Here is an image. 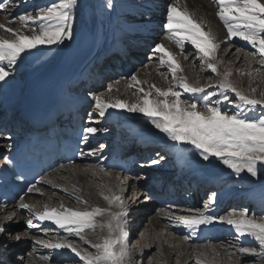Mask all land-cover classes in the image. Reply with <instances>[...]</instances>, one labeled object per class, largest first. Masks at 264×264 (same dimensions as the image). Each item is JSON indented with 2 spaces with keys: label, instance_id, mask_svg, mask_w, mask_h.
Masks as SVG:
<instances>
[{
  "label": "snow or ice",
  "instance_id": "snow-or-ice-1",
  "mask_svg": "<svg viewBox=\"0 0 264 264\" xmlns=\"http://www.w3.org/2000/svg\"><path fill=\"white\" fill-rule=\"evenodd\" d=\"M213 2L218 8L216 15L227 32L224 41H221L210 27L206 30L204 22L186 6H180V0H175L167 7L166 23L163 25L167 33L165 39L173 42L180 51L175 53L163 43L157 44L154 51L163 54L159 57L160 64L167 65L172 80L176 81L174 86L162 89L155 84H149L145 89L143 85L147 82L132 75L131 82L126 87L136 89L133 95L141 94L137 95L134 102L118 96L113 98L110 95H96L93 98L94 107L101 118L106 116L109 109L141 113L169 140L194 146L205 161L215 157L237 176L247 172L252 177H257L264 168V89L251 85L257 77L264 82V0H213ZM76 3L77 0H58L57 3L37 7L35 13L25 12L12 18L5 15L4 20L8 23H0V30L10 34L11 38L0 36V81H6V78L15 71L22 54L37 49L38 46L62 44L65 39H71L73 9ZM9 8L10 0L0 2V10L8 12ZM13 23L19 26L13 28L10 26ZM234 38L247 42L255 49V52L245 53L244 59L248 60L250 56L256 61L258 54L259 67L252 68L250 64V70L247 71L241 69H237L236 73L231 70L218 71V66L224 63L218 57L221 44ZM185 41L190 42L197 50L201 67L206 66L216 74L218 79L215 87L220 89L218 93L206 91V88L213 87L212 84L199 86L198 80L193 84L185 75H178L184 72L181 61L188 59L184 52ZM241 51L240 48L235 49L236 53ZM234 75L249 77L247 91L231 79ZM116 83L119 84V81ZM175 88L193 96L198 93H202L203 96L200 100L182 99V92L174 90ZM115 90L119 91L118 88ZM258 91L259 95H255ZM107 92L112 93L113 86L110 85ZM229 93L233 94L232 97ZM213 97L216 99L213 100ZM223 104L233 106L235 111L222 110ZM257 109L260 112L258 117L248 116V113H255ZM84 131L95 134L98 129L88 127ZM151 163L157 164L159 160H152ZM100 170L108 174L104 168ZM103 187L107 188V191H102L100 195L108 204L106 208L90 205L86 198L77 195L76 192L70 195L78 203L83 204V208L73 209L65 207L63 203L58 207H49L45 203L42 210H37L35 206L23 203L24 197H21L19 207L29 213L28 228L39 227L33 220L50 221L67 234L56 242L37 240L36 243L50 249H69L83 264H134L127 230L128 210L124 203V193L114 192L110 186ZM62 190L67 192L66 189ZM27 192L43 195L36 184L30 185ZM214 203L215 195L203 205L202 211L188 209L189 212L195 211L196 215L180 216L177 222L193 233L201 225L211 224L216 220L225 223L234 229L238 239L247 238L256 245L241 244L235 247L234 251L225 249L229 259L235 257L234 264H241L242 258L251 257L254 258L251 264H264V220L250 217L246 211L239 215L235 212L219 217L207 215ZM97 228L107 232L100 243H93L85 238L86 230L95 233ZM2 231L4 229L0 228V232ZM42 231L48 233L54 229L46 228ZM69 236L78 237L83 244L94 249V253L82 252L74 241L68 239ZM184 239L187 240L188 237L185 236ZM41 259L47 261L49 257ZM195 264H204V261L198 256Z\"/></svg>",
  "mask_w": 264,
  "mask_h": 264
},
{
  "label": "bare ground",
  "instance_id": "bare-ground-1",
  "mask_svg": "<svg viewBox=\"0 0 264 264\" xmlns=\"http://www.w3.org/2000/svg\"><path fill=\"white\" fill-rule=\"evenodd\" d=\"M52 2L53 3L58 2V0H43V2L41 0H39V1H35V0H10L9 11L5 12L3 10H0V23H5V24L8 23L6 20H4L5 15H8L9 18H12L18 14H22L21 9H25L26 5H28V3H38V4L42 3L41 7H44V6H48V5L52 4ZM174 2H175V0L170 1V3H174ZM86 6H90L91 10H94V11L96 10L97 13L88 12L87 8H85ZM166 6H167V4L163 0H161V2H160V0H77L76 6L73 9L74 19L72 22L71 39H65V41L62 44L51 45V46H47V45L38 46L37 49H33L30 52L22 54V58L18 62V64L16 65V68H20V69L25 70L27 73V76H25L26 78L24 77L23 79L17 80L16 78H12L11 76H9L8 78H6V81H0V106H3L2 109H4L2 112H4L5 109H6V112H13L12 109H17L20 111L22 105L24 104L26 97L30 93H32L34 90H36L38 88V86L40 84H42L45 80H47L56 70H58L59 73H62L63 71H67L65 68L66 66H64V64L70 63V60L72 57V56L67 57L69 54V46H70L72 40L74 39V37L76 36V34L79 32L78 29L82 23H85L88 26L89 38L91 39L92 43H97V48L94 45L92 52L89 55L82 58L81 61L83 62L82 63L83 69H88L95 62H97L99 59L101 62L103 60V58L109 56V54H108L109 52L108 53L103 52L104 51L103 46L106 44H110L112 42H115V39L119 42V44L121 46V51L123 49H127L128 47H131V48L136 47L137 48L138 47L137 41L134 40L136 38L132 37L133 31L136 32V35L138 36L139 41L141 40L142 42H149V43H151V47L154 46V48L152 50L153 51L152 54L154 53V56H155L156 52L154 51V49H155L156 45L160 44V43L164 44L162 39H160V38L158 39V38H156V36L166 34V30L164 29V27L162 28V26L165 24V18L164 17L167 13ZM180 6H186L190 12H192L197 18L201 19L204 22L206 30L208 27H210L217 34L218 38L221 41L225 40V38L227 36V32H226V30H224L222 28L223 23L220 22V20L218 19L217 15H216L218 8H217L216 4L213 2V0H207V2L204 0H180ZM156 10H159L162 12L157 13V12H155ZM35 11L36 10L33 9V11L29 10L28 12L35 13ZM25 12H27V10L23 11V13H25ZM163 12H165V15L163 14ZM159 18L162 20H160ZM10 26L13 28H16L19 25L16 23H13ZM151 27H153V28H151ZM149 28H151V29H149ZM152 29L157 30V32H156L157 35L155 37L152 36L150 38L148 36V33H151ZM144 30H146V31H144ZM160 30H162L165 34L162 33ZM0 36H3L5 38H11L10 34L4 32L3 30H0ZM188 43H190V42H188ZM223 46H224V43L221 44V49L223 48ZM232 46H229L230 48H228V50H225L226 53L222 57H220L221 49L218 52L219 59L222 60L224 63L226 60H230V59H232V56H234V54H232L234 52V48H232ZM136 50L137 49H135V51ZM169 50H171L175 53L179 52V50L173 46H171L169 48ZM110 53H113V52H110ZM134 54L135 53L131 54V56L128 57V60L131 61L132 63L135 59V58H132L135 56ZM100 56H102V58ZM237 58H239V60H240L242 57H237ZM234 60L236 61L237 59H234ZM244 61L247 63H245V65L241 66V68H240L241 70H244V71L250 70V64H251V67L254 68L252 66L251 61H247V60H244ZM113 62H114V60L111 63H113ZM181 63H182L183 68H184V73H182V74L188 78V81L190 83L195 84L196 78L198 76L197 74H199V72L192 71L189 68V65H187L186 60H182ZM116 64L117 63H115L113 66L115 68H118L116 66ZM143 65H144V63L141 66L140 65H138V66L134 65L135 69H134L133 75H136L140 80L147 82L143 85V87L145 89L148 88L149 84H155L157 87H160L162 89H166V88L170 87L169 84H167L165 82V80L161 81V78L158 76L157 71H154V70H150V72L148 70L145 71V72H148L149 77H144L142 70L139 71V73H137V71L139 69H141V67ZM221 65L218 66V71H220V72L226 71V70L221 68ZM108 67L110 68V66H108ZM152 67H154V66H152ZM72 68H73V66H72ZM109 68H105V69L107 70ZM148 68H150V67L148 66ZM105 69L103 68V70H100V71L97 70L96 72L103 74L105 72L104 71ZM230 70L233 73H236L235 68L230 69ZM69 71L71 72V70H69ZM152 72H154V73H152ZM140 74H142V75H140ZM105 77H107V75H105V74L103 76H101V82L102 81L106 82V80L111 79V78L104 79ZM118 79L119 80H116L112 83L113 88H114L112 93L109 94L106 91L102 92L104 90V88H102V90H99L96 95H105V96L110 95L113 98L118 96L122 99L128 100L130 102H134L139 93H137V95H133L134 92L129 91L128 90L129 88L126 87V85L129 82H131V78H125L124 76H119ZM231 79H233L237 83V85L239 87H241L242 89H244L245 91L248 90V88H249V77L247 75H245L243 77H241L239 75H234L233 77H231ZM117 81H119V84L116 83ZM108 82H110V81H108ZM205 82L206 81L203 82L202 86L209 84V83L207 84ZM254 83L257 84L259 89H264L263 82H261V79L259 77H257L255 79V81L252 83L251 86H253ZM117 88L119 89L118 92L115 90ZM207 89L208 88H206V90ZM179 91L182 92L181 98L185 99L187 97V95L186 96L184 95L182 89H180ZM202 96H203L202 93H198V94H195V96H193V97L196 100H200L202 98ZM92 101H94V99ZM1 114H3V113H1ZM11 114L13 117L11 119L12 121L9 120V122H8V124L11 125V128L9 130V134H7L8 136H6V137H9V139H12V142H11V140H9L10 142L8 141V142L0 143V153L5 151V150L10 149L11 146L14 144L13 142L21 137V134L18 131H16L17 125L15 124L17 122H20V119H17L20 117V115H13L14 112ZM106 115L110 116V117L115 116V120L109 118L111 121H107V120H104V121H106L108 123L111 122L116 127H119L122 129H130V130L134 131V133H137L138 137L134 136V134L131 135L129 133L126 136L127 138H129V139L133 138V137L147 138L148 142L152 141L154 144L158 145V148H159L158 153L159 154H162L163 152H165L167 150L175 149V151H177L176 153H179L178 154L179 158H177V163H178L177 168L179 170L187 169L188 172H190L193 175H195L196 177H198V179H196V181L200 180L201 183L196 182V184H197L198 189H200L202 195L206 196V194H207V196H208V194H209L208 191H211L214 189L217 190L216 188L219 187L222 180H225V179L228 181L231 180L227 175L221 176L220 174H218L219 177H217L218 175L216 173L212 172L211 169L208 170L209 168L200 166L201 164L198 165L199 164L198 162H194L191 160V157H189L188 151H186L185 148H181V147H175L174 148L173 145L171 144L172 141L164 144V141L162 142V141H160V139H161V137H163L162 139H164V138L168 139L166 137V135L161 133L158 129H156L151 124L149 119L147 117H145L143 114H141V113H130L127 110H123V109H109L108 113ZM85 118L86 117H84V119ZM129 118H132L134 121L128 120ZM90 119H91V116H89V120ZM89 120H86V119L84 120V125L86 127L88 126L87 121H89ZM0 122L2 124L4 123V121H0ZM108 125H106V127ZM97 133H100V131H97L95 134L97 135ZM103 133H104V138L106 140H108V138H110L111 136L116 137L115 135H112V134H106L105 130L103 131ZM122 135H123V133L120 134V136H122ZM97 138H101V136L97 135ZM113 140H115V138ZM101 142H103V141H101ZM133 142L138 143V141H133ZM105 144L106 143L103 142V145L101 144V146H104ZM97 151L98 150L95 149V152H97ZM99 152L102 155L104 150H100ZM100 153L98 154L99 157H100ZM161 156L164 157L163 160H165V161L167 160V162L172 161V160L167 159L165 157L166 155H161ZM172 159H173V157H172ZM1 163H2V158H0V164ZM196 163H198V164H196ZM83 164H87V165L85 166V168L82 167L78 171L76 169L78 166L80 167V165H76V164L74 166L68 165V166H63V167L59 168L58 170L54 171L52 174L46 176L42 180L41 184H39L37 186L42 190L43 195H41L40 193L32 192L35 195V198L31 199L30 196H27L23 200V203H27L29 205L35 206V208L37 210H42L43 205L45 203H47L49 205V207H58L59 204L63 203L65 207H69V208H73V209L83 208L84 205L81 203H78L74 199V197L72 195H70V193L76 192L77 195H82L84 198H86L89 201L90 205H92V206H99L102 208L108 207L107 202L104 201L100 195V193L102 191L103 192L107 191V188H105L103 186H110L114 192L120 193L122 191L120 189V185H121L120 180L116 178V176H115L116 174L113 172H107L108 174H106V175L108 176V178L104 176L105 179L102 180V179H100L101 176H100V178L97 176V172L90 170V168H94V166L99 168V169L103 168L104 160H103V162H100L96 158L95 163L93 165L91 164V166H89V164L85 163V162ZM178 169H172V171L176 172ZM144 171H145V173H148L151 176L150 169L145 168ZM158 174L159 173L157 172V175ZM118 176L124 177L123 179H125V180L130 178L129 175L123 176V175L118 174ZM209 177H216V178H209ZM135 180L136 179H134L132 177V179L129 180V182L126 181V183H128V185L130 184V185L137 187L139 185V183L136 182ZM43 181H51V183H44ZM132 181H133V183H132ZM182 184L183 183H179L178 185H182ZM53 185H57L58 187H53ZM73 186H75V188ZM261 186H262L261 184H258L256 187L251 189L250 192L252 194L258 193V194L262 195L261 193H263V191L261 190ZM154 187H155V185L152 184V189ZM62 189H66L67 192L63 191ZM129 189H130V187H129ZM152 189H149V190H152ZM77 190H79V191H77ZM225 190H226V188H225ZM135 191H136V188H135ZM220 194H221V196L219 197V200L223 201L222 207H226V205L229 206L228 204H231L233 207V209L231 207L230 208L228 207V208H226L227 210H229V209L235 210L238 208V206L241 205L237 199L242 197L241 196L242 194L236 195L237 199H236V196L229 195L226 191H223ZM169 195L173 196L174 192L170 190L168 192L167 196H169ZM251 198H250L251 205L254 206V204H256V207H259V205L261 203L260 202L256 203V201H258V200H255L258 198L254 197V200H251ZM261 198L262 197H260V200H261ZM242 199H244V198L242 197ZM263 199H264V196H263L262 200ZM197 200L198 201L196 202V205L194 204L193 206H197L198 204H200L202 199L198 198ZM218 201H216V202L218 203ZM74 202L76 204V207L69 205L70 203H74ZM151 202L154 203V201H152L150 199V203ZM20 203L21 202H17V203H14L8 207L0 208V228H7V227L12 228V227L17 225V227H14V228L20 229V227L23 226L22 224H24L23 222L26 223V220L24 221L23 218H24V216L29 218V213L27 212V210L21 209L19 207ZM180 203L181 202L179 201V199H176V202L173 205L174 206H180ZM188 203H189V201L187 202V204ZM217 203H214L212 205L214 208H212L207 215H212V216L217 217V215H218L217 214V210H218V206H217L218 204ZM163 208L164 207L159 209V211L166 209V208H164V209ZM222 209H220V210H222ZM135 210H137V208ZM175 210H178V209H175ZM150 211H151L150 209L147 211H144V210L132 211L135 214L139 213L140 218L142 216H145V217L147 216L146 231L149 235V238H148V241H147V239L145 240V244L143 246V249L139 252V254H142V252L144 250H149L151 247V248L155 249L157 252H159V254L162 256L164 264H173V263L188 264L190 262L195 263L198 256L200 257V259H202L204 261V264H208L206 262L205 256L216 258V256L220 255V256H223L224 259L229 260L228 253H226L225 249L223 250V252L219 253L217 247L215 248V246H212V245L209 246L210 249L207 248L208 246H206V247H191L187 244L180 243L179 241L177 242L172 238L169 241L170 243L168 242V244H166V243L164 244L161 240V236L157 232V229H159L160 227L163 228L164 221L172 220V222H173L174 219H177V217H179V216H176L170 212L167 213V215L155 214L154 216L153 215L149 216L148 212H150ZM174 212H176V211H174ZM128 214H129V212H128ZM236 214L239 215V213H236ZM33 221L38 222L40 227L51 226L54 229H56L58 231V237H57L56 241L67 235L62 229L57 228L50 221H43V222L36 221V220H33ZM176 221L177 220H175V222ZM217 221L218 220L213 221V223H211V224L201 225L195 233L191 232L188 228H186L185 226L180 224L181 228L183 227L187 231H189L188 233H187V231H185V233H181V234L188 235L189 239H192L193 241L195 240L196 242L198 241V239L200 237H203L204 235L209 234L212 230H221L220 232H227L226 235H228V236H231V234L233 235V237L237 236V234L235 233L234 229L231 226H229L227 224L224 225L225 223L221 224L220 222H217ZM222 226H224V227H222ZM130 228H131V225H130V227L128 225L127 230L129 232V236H131L130 231H129ZM11 232H8L7 238L9 241H6V244H5V247L3 250V253H4V255H6L7 261L9 263H11L9 260V258H10L12 260L13 264L14 263L19 264L23 260H25L26 262L28 261L29 264H51L49 259L47 261L41 259V257H44V256L35 255V253H38V251H39L38 248L37 249L32 248V250L30 249L31 251L28 250V248L30 247V243H32L31 241L33 240L32 237L29 235L30 233L28 231L25 230L24 232H21V233H19V231H17V232L15 231L14 233L10 234ZM101 232H102L103 238H104L105 235L107 234V232H106V230L101 231ZM31 233H32V231H31ZM88 233H93V232H89L86 230L84 235H86ZM70 237H68V239ZM87 237H89V235H87ZM1 238H2V236H1V232H0V243H1ZM76 238H78V237H76ZM245 239L250 241V239H247V238H245ZM88 240H90V239H88ZM202 242H209L210 243L211 238L206 237L198 243L202 244ZM212 242H215V241L213 240ZM22 244H24V245L20 248V246ZM145 245H147V246H145ZM18 247L20 248L21 251L19 250ZM82 249H83V247H82ZM82 249L80 248V250L82 252H86ZM13 250H19V252L16 253ZM58 251L62 252L58 255V257H61L62 255H64L65 259L69 258L71 253H72L69 249H60ZM73 255H75V254L73 253ZM234 258L235 257H233V259ZM17 260H19V261H17Z\"/></svg>",
  "mask_w": 264,
  "mask_h": 264
},
{
  "label": "rangeland",
  "instance_id": "rangeland-1",
  "mask_svg": "<svg viewBox=\"0 0 264 264\" xmlns=\"http://www.w3.org/2000/svg\"><path fill=\"white\" fill-rule=\"evenodd\" d=\"M35 1H39V0H35ZM41 1L43 2V0H41ZM163 1L167 4V6H166V10H167V7L170 4L171 0H163ZM204 1L207 2V0H204ZM160 2H161V0H160ZM54 3H57V2H54ZM38 5H39L38 3H28V5H26L27 9L25 8V9H23V11H26V10H27V12L29 10L33 11V9H37ZM92 12L93 13H97L96 10L95 11L92 10ZM164 15H165V13H164ZM164 18H165V23H166V15H165ZM160 20H162V19H160ZM153 27H151V28H153ZM151 28H149V29H151ZM162 28H163V26H162ZM222 28L224 30H226L224 28L223 24H222ZM144 31H146V30H144ZM160 31L162 33H164L162 30H160ZM166 34L165 35H157L155 33L153 37H155L157 35L156 38L162 39V41L164 42V45L168 49L171 46L177 48L176 45L173 42L165 39ZM115 42L117 43V46H120L119 42L116 39H115ZM229 46H232V48H234V52H235L236 48H240V49H242V51L239 52V53H236V52L232 53V54H234L235 57L232 56V59L226 60L225 63H223L221 65V68L224 69V70H227V69L230 70V69H233V68H235L236 70L240 69L242 65H245V63H247V62L244 61L245 60L244 59L245 53L255 52V49H253L250 44H248L247 42H245L243 40L241 41L239 38H234L233 41L231 40V41H227L226 43H224V46H223V48L221 49V52H220V57L225 55V53H226L225 50H228V48H230ZM152 48H154V46ZM146 49H148V48H146ZM152 52L153 51L150 50V49L145 51V54H147V56H146L147 59L145 60L144 65L141 67V69H139L137 71V73H139V71L142 70L144 77H149L148 76L149 75L148 72H145V71H147V70L149 72H150V70L157 71V74L161 78V81L165 80V82L167 84H169V86H174L176 81L172 80L171 73L168 72L167 65H161L160 64L159 57L161 55H163V54L162 53L158 54L156 52V55L154 56V53L152 54ZM184 52L188 56V59L186 60V62H187V65H189V68L192 71L199 72V74H197L198 76L196 78V81L197 80L199 81V86H202L203 82L206 81L205 83H207V84L209 83V84L213 85V87H209L206 91L207 92L215 91V92L218 93L220 91V89L215 87L218 78H217L216 74L212 73L209 69L206 68V66L203 67V68L201 67V65L199 64L198 58H197V54H196L197 50L195 49V47L193 45H191V43H188L187 41H185ZM237 57H242V58L239 60V58H237ZM234 59H237L236 60L237 62ZM258 60H259V56L257 54L256 61H253L252 57H250V56L248 57L247 61H251L252 62V66L255 68V67H259ZM229 61H231V63H229ZM194 63H195V67H193ZM148 66L150 68H148ZM152 66H154V67H152ZM25 73H26L25 70L15 67V71L10 76L12 78H16L17 80H19V79H23L25 76H27V73L26 74ZM152 73H154V72H152ZM160 73H164V75L162 76ZM140 75H142V74H140ZM178 75H183V74L182 73H178ZM165 76H167V79H165ZM116 80H119V79L118 78L109 79V80H106L107 83L103 82L101 88H104V90L102 92H105V91L107 92V89L110 86V84H111V86H113L112 83L114 81H116ZM108 81H110V82H108ZM263 86H264V82H263ZM252 87H258V86H257L256 83H254ZM258 89H259V87H258ZM128 90L129 91H133V92L136 91L135 88L128 89ZM174 90L179 91L180 89L175 88ZM138 95H141V94H138ZM184 95L185 96L187 95V97L185 99H194V97L191 94L184 93ZM232 95L233 94H231V93L229 94L230 97H232ZM255 95H259V91ZM214 99H216V97H213V100ZM221 107H222V110H225V111H229V112H234L235 111V108L233 106H231V105L223 104ZM259 115H260L259 109H257V111L255 113H248V116L251 117V118H256ZM91 118L92 119H90V121L92 123H94L93 126L99 124L101 122V120L111 121L109 118L115 120V116L114 117H110V116H107V115L104 118H101V117L97 118L96 116H93ZM128 120L134 121L132 118H129ZM93 126L91 125V127H93ZM97 127L99 129H103L101 125H98ZM107 127H109V128L106 131V134H111L110 132L117 133L119 131L118 127L114 126L113 124H109ZM108 131H110V132H108ZM162 138L163 137H161L160 141H162V142L164 141V144L169 143L171 141L169 139H166V138L162 139ZM8 141H9V137L4 136L0 132V143L8 142ZM100 144L103 145V142H100ZM171 144L173 145L174 148L175 147L185 148L186 151H188V154H189V157H191V160L194 161V162H198L199 163V164L198 163H196V164H198V165L201 164L200 166L209 168L208 170L211 169L212 172L216 173L217 175L218 174H220L221 176H226L227 175L231 180L228 181V180L225 179L227 181L226 183H224L225 180H223L222 183H221V189L220 190H217L215 192L211 191L208 194V196L200 197L202 200H201L200 204H198L197 206H193L194 204L196 205V203L191 205L192 202H189L187 204V201L184 199L183 203L181 202L182 205H180V206H172L170 204L171 208H166V209L163 208L164 210H160L159 211V209H161V208H158L155 205V203H153V202L150 203V198H149L147 192L145 190H143L142 187L140 188L139 185L137 187H135L133 185H130V184L128 185V183H126V181H128V180L123 179L124 177L118 176V174L115 173L116 175L115 174L114 175L121 182L120 189L124 192V203L127 205V209H128V212H129L128 217H127L129 227L131 225V228L129 229L130 234H131V236H129V243H130L132 252H134L133 253V262H134V264H164V263H163L162 256L159 254V252H157L155 249H153L151 247H150L149 250H144L142 252V254H139V252L143 249V246L145 244V240L147 239V241H148V238H149V235H148V233L146 231V228H147L146 227L147 216L146 217L142 216L140 218L139 217V213L135 214L132 211H139V210L147 211V210L150 209L151 211L148 212L149 216L150 215L154 216L155 214H157V215H162V214L167 215V213H169V212L173 213L174 215L179 216V217L180 216H186V215H196L195 211L189 212L188 209H194V210H201L202 211L203 210V205L206 202H208L213 195H215V203H217L216 201L218 200V197L221 196L220 193L223 192V191H226L229 195H232V196H236V195H241L242 194L241 196L244 198V201H243L242 204H246V202H247L246 199L247 198L250 199L251 197H252L251 200H254V197L258 198V199H255V200H258L256 202H262L264 200V199L262 200V198L264 196V182H263L264 181V168H262L260 170V174L257 177H252L247 172H242V173H240L239 176H237L231 169L227 168L226 165H224L221 161H219L215 157H210L209 160L205 161L200 156L198 150H196L194 148V146H192V145L185 144V143H176V142H173V141L171 142ZM163 153L161 155H166V154L167 155H172L174 153V151L173 150H167V151H165ZM76 165H80V167L78 166L77 169L75 168L78 171L82 167L85 168V166L87 164L76 163ZM72 166H74V165H72ZM89 166H91V165H89ZM176 167H177L176 162H168V164L165 165L163 168L172 170V169H176ZM98 169L99 168H97V167L90 168V170H93V171L97 172V176L99 178L101 176L100 179L103 180V179H105V177L108 178V176L105 174V172H102L100 169L99 170ZM178 171H181V172H179L177 174V175H180V176L184 175L185 173L188 172V170L186 172L185 169L178 170ZM106 172H110V171L106 170ZM158 173H159V171H158ZM217 177H219V175ZM209 178H216V177H209ZM136 180H137V178H136ZM132 183H133V181H132ZM258 184L262 185L261 186V190L263 191V193H261L262 195H260L258 193L252 194L250 192V190L253 189L254 187H256ZM129 187H130V189H129ZM135 188H136L137 191H135ZM225 188H226V190H225ZM260 197H262L261 200H260ZM30 198L31 199L35 198V195L32 193V195H30ZM17 202H21V200H18ZM69 205H72V206L76 207L75 202L74 203H70ZM249 205H251V203H248L247 206L240 205V206H238L237 209H235V210H232V209L231 210H227V211L223 212L222 214L217 215V217L225 216V215H228L229 213H232V212L240 214L241 212H245L246 211L248 216H250V217L254 216L257 220H264L263 209L260 208V207H256V206L251 207L252 205L251 206H249ZM241 206H242V208H241ZM136 208H137V210H135ZM212 208H214V207L212 206L211 209ZM175 209H178V210H175ZM174 211H176V212H174ZM209 211L206 214H208ZM23 220L24 221L26 220V223L23 222L24 224H22L23 226H21L20 229L14 228V227H17V225L12 227V228H9V227L3 228L4 231L1 232V236H2L1 243L3 244L2 246L5 247L6 241H9L8 238H7L8 232L12 231L10 233V234H12L15 231L16 232L19 231V233H21V232H24L26 230V231H28L30 233L29 235L33 239L31 241L32 243H30V247L28 248V250L31 251L32 248H36V249L38 248V250H39L38 253H35V255H42L44 257L45 256L49 257V261L51 262V264H83V262L80 261L78 257L73 255V253H71V255H70L71 258L69 257V258H66V259H58V255L60 253H62V252L58 251L60 249H58V250L57 249H50V248L43 247L41 244L36 243L37 240H43V241L51 240L52 242H55L56 239H57V230L56 229H54L53 227H49L51 229H54V231H50L47 234H43L42 233V232H44V231H42L43 228H35V229L34 228H28V226H27L28 218L24 216ZM175 220H177V219H174L173 222H172V220L164 221L163 228L160 227L159 229H157V232L161 236V240H162V242L164 244L165 243L168 244V242L172 238V239H174L177 242L179 241L180 243L187 244V245H189L191 247H206V246H208L207 248H209V246L212 245V246H215V248L217 247L219 253L223 252L224 249H230V250L234 251L235 247H238L241 244H244L245 246H256L255 243L253 241H251V240L250 241L246 240V239L240 240V239H238L237 236H234V237H233V235L228 236V235H226V233L220 232L221 230H214V232L212 233L211 237L213 236V238H215V237H219L220 235H226L224 240H219L218 242L217 241H215V242L211 241L210 243L209 242H202V244H200V243H198V241L196 242L195 240L193 241L192 239H189L188 235L181 234V233H185V231H187V230L185 228H183V227L181 228L180 227L181 226L180 223H178L177 221L175 222ZM217 222H219V221H217ZM33 223H34V221H33ZM221 224H224V223H221ZM224 225H226V224H224ZM222 227H224V226H222ZM44 229H46V228H44ZM31 231H32V233H31ZM188 232L189 231H187V233ZM87 235H89V237H87ZM185 236L188 237L187 240L184 239ZM85 238L86 239H90L93 243H100L103 240V234H102L101 230L99 228H97L95 233H88V234L85 235ZM69 239L74 241L81 249L83 247L82 250H84L86 252H93L94 253V251H95L94 249H92L88 245L83 244V242L80 241L79 238H76V236H71ZM23 245L24 244H22L20 246V248ZM20 248H19V250H20ZM257 248H258V246H257ZM19 250H13V251H15L17 253V252H19ZM205 259H206V262L208 264H234V259L235 258L234 259L232 258L233 261L230 260V259L226 260V259H224L223 256L219 255V256H216V258L205 256ZM253 259L254 258H251V257L243 258V259H241V262H242L241 264H251V261ZM9 260L13 264V262H12V260L10 258H9ZM17 261H19V260H17ZM14 264H17V263H14ZM19 264H29V263H28V261L26 262L25 260H23ZM173 264H180V263H173ZM188 264H195V263H191L190 262Z\"/></svg>",
  "mask_w": 264,
  "mask_h": 264
}]
</instances>
